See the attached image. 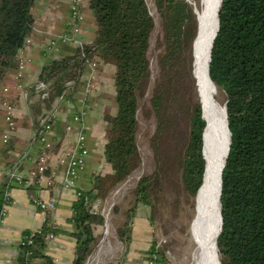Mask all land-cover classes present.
<instances>
[{
    "label": "trees",
    "instance_id": "obj_1",
    "mask_svg": "<svg viewBox=\"0 0 264 264\" xmlns=\"http://www.w3.org/2000/svg\"><path fill=\"white\" fill-rule=\"evenodd\" d=\"M34 4L35 0H0V85L11 70L22 69L19 54L31 43L27 39L32 31ZM155 4L161 18V35L154 50L152 37L156 22L147 0H88L96 25L92 46H86L84 53L75 47L73 53L49 61L41 74L48 89L40 93L44 94L42 97L31 99L38 128L45 107L57 109L67 104L79 109L80 92L86 86L89 72L88 59L101 58L116 66L117 111L111 112L108 107L104 112L107 136L102 158L114 175L95 176L94 192L85 191L74 203L75 264L87 261L102 237L95 236L94 228L105 223L101 213L89 211L85 196L100 200L141 163L138 114L140 100L152 82L153 50H157L159 69L149 100L156 118V130L150 140L155 169L138 182L135 204L128 209L127 220L118 231L121 240L125 243L130 240V223L138 203L152 206L153 210V199L171 167L179 176L176 186L193 199V206L203 183L206 120L192 72L194 40L200 28L198 16L189 0H155ZM219 20L220 29L208 68L215 84L211 83L225 95L232 133L222 174L223 226L217 240L219 255L222 264H264V0H223ZM52 39L55 44L64 42L57 37ZM79 111L75 109V113ZM184 118L186 138L179 140L177 130L182 132ZM11 144L12 140L7 143ZM227 150L228 147L224 150L223 163ZM14 164L8 171L15 168ZM8 178L6 174V180L0 184V222L6 194L15 183ZM50 232L53 228L46 224L36 235L34 244L25 249L32 250L35 257L41 256ZM166 253L163 248L161 264L168 262Z\"/></svg>",
    "mask_w": 264,
    "mask_h": 264
},
{
    "label": "crops",
    "instance_id": "obj_2",
    "mask_svg": "<svg viewBox=\"0 0 264 264\" xmlns=\"http://www.w3.org/2000/svg\"><path fill=\"white\" fill-rule=\"evenodd\" d=\"M71 0H35L32 10L33 26L30 34L31 43L19 54L23 68L11 70L0 85V100L7 99L15 108L16 129L12 135V144L3 142L2 136L7 127L5 110L0 103V184L6 180L10 166L28 173L35 166V158L41 153V144L34 138L36 130L35 116L31 109V99H36L33 87L38 84L44 66L51 60L63 57L75 51L74 44L59 42L49 46V40L68 30L71 15ZM84 19L81 22L82 38L86 43H93L96 38V25L93 13L85 0ZM103 66L93 94L88 99L87 114L84 121L88 126L87 145L90 154L85 169L80 173L78 188L94 192L95 176L114 175L110 165L102 163L105 149L106 123L105 109L113 111L115 98L114 63L98 59ZM22 76H19V73ZM8 88L7 91L4 89ZM85 89V88H84ZM80 102L83 92H80ZM63 106V107H62ZM73 109V110H72ZM76 105L67 104L56 109V120L49 138L55 147L50 153L49 165L52 184L45 178L41 184L23 187L16 182L10 188V203L7 212L0 222V264H19L22 256L19 244L22 238L46 224L53 228L55 238L47 237L46 247L42 255L36 257L35 264H75L77 239L73 236L74 203L78 200L76 189L64 188L65 166L59 158L63 149L75 140V133L67 130V125H77L73 114ZM71 110V111H70ZM77 113V112H76ZM17 161V162H16ZM123 182V181H122ZM54 197L55 208L43 211L34 199ZM104 206V205H103ZM134 206L119 207L112 210L110 221L94 228L95 236H102L95 250L88 259L95 258L94 264H149L148 253L155 241L153 216L149 205L138 203L134 209V217L130 223V240L125 243L119 237V230L127 220V211ZM53 223L55 226H53ZM87 259V260H88Z\"/></svg>",
    "mask_w": 264,
    "mask_h": 264
},
{
    "label": "built area",
    "instance_id": "obj_3",
    "mask_svg": "<svg viewBox=\"0 0 264 264\" xmlns=\"http://www.w3.org/2000/svg\"><path fill=\"white\" fill-rule=\"evenodd\" d=\"M82 0H73L71 2V18L69 20V29L67 32L58 35L57 38L63 40L64 42L73 43L76 45V48L80 50L82 53L85 52L86 46H92V43H86L82 38V28L81 22L84 19V15L82 12ZM27 42L30 43L31 40L27 39ZM56 43L55 39L49 41V46H54ZM87 65L89 67V72L86 75V86L83 90V98L81 101V109L78 113L73 115L74 121L77 122V125L68 124L67 130L69 132L75 133V140L72 144L68 145L63 149V153L61 154L59 161L61 164L65 166V175L63 180L64 188H73L76 189L77 199H81L83 193L85 191L78 188V179L80 177V173L85 169L86 162L90 154V148L87 145V132L88 126L84 121L85 115L87 114L88 99L93 94V90L96 86V82L101 74L103 69L102 63L98 59H88ZM23 68V65H21ZM22 76L20 72L18 74ZM48 89L47 84L40 80L35 87V96L37 98L42 97L40 94L42 91H46ZM5 91L8 88L4 89ZM47 94V92L45 93ZM2 107L5 110V121H6V129L3 133L2 140L5 144H7L12 135L15 133L16 129V120H15V108L8 100L0 101ZM71 111V110H70ZM40 119V127L36 130L34 138L36 140H40L41 144V153L35 158V166L26 174L22 170H19L18 167L7 171L8 179L10 181L16 182L20 186L30 187L33 184H41V182L48 178V184H52L51 176H47L50 169L49 160L50 153L55 147L54 142L49 138V133L52 129V124L56 120V108H44L43 113L39 116ZM2 152L0 151V164L2 161ZM86 204L88 205L89 211L91 213H101L103 216L105 215V209L101 207L100 200H90L85 196ZM36 205L43 211H48L55 208L56 200L54 197L45 199L43 197H37L34 199ZM10 203V195L9 192L6 194V202L2 209V219L7 212V206ZM106 217V216H105ZM1 219V221H2ZM53 226L55 224L53 223ZM42 229L37 230L36 232H31L25 235L19 244V253L22 255V260L19 264H35L36 257L33 255V251L30 249H25L26 247H31L34 244V240L37 234H40ZM50 240L55 238L53 232H50L48 235ZM165 240L154 241L152 244V248L148 253V262L149 264H161L160 256L162 251V245ZM95 256L93 258H89L84 264H94Z\"/></svg>",
    "mask_w": 264,
    "mask_h": 264
},
{
    "label": "rangeland",
    "instance_id": "obj_4",
    "mask_svg": "<svg viewBox=\"0 0 264 264\" xmlns=\"http://www.w3.org/2000/svg\"><path fill=\"white\" fill-rule=\"evenodd\" d=\"M70 1V5L71 2ZM82 8H85V0H82ZM151 13L155 18L156 30L152 37V48L155 50L156 40L161 35V18L157 12L155 0H147ZM194 5V0H191ZM195 7V6H194ZM198 34L194 41V48H197ZM193 48V61L192 66L196 60V49ZM152 51V69L153 77L148 92L140 100L139 109V131H138V144L142 156L141 163L133 173L125 179L123 182L118 183L114 187L110 188L100 199L101 207L105 209V220L110 219L112 210L115 212L119 207L125 205L131 206L135 204L134 191L138 185L139 180L144 175H150L155 169V161L153 152L150 147V140L156 130V118L151 111L149 100L152 95V90L155 85V80L159 75V69L157 65L156 51ZM193 72V67H192ZM101 76V74L99 75ZM212 87L213 84L211 83ZM214 97L219 104L225 109V95L217 88H213ZM113 111H117V105L114 98L112 103ZM182 132L178 128L179 140L186 138V122L185 118L181 122ZM107 134V130L106 133ZM171 157V155H170ZM171 170L164 177V184L161 189L158 190L157 196L153 199V207L150 206L153 223L155 229V241L165 240L162 245V249L167 250L166 264H188L191 259V250L196 243L197 238L195 235L199 232L198 220H199V208L194 199L195 206L192 205L193 199L189 198L188 194L183 192V188L176 186L179 183V176L175 170ZM200 195V194H199ZM199 197V196H198ZM104 205V206H103ZM110 221V220H109ZM195 224V225H194ZM195 238V239H194ZM189 255V256H188ZM189 258V259H188Z\"/></svg>",
    "mask_w": 264,
    "mask_h": 264
},
{
    "label": "bare ground",
    "instance_id": "obj_5",
    "mask_svg": "<svg viewBox=\"0 0 264 264\" xmlns=\"http://www.w3.org/2000/svg\"><path fill=\"white\" fill-rule=\"evenodd\" d=\"M220 3L221 0H194L200 33L196 60L192 67L197 95L208 115L207 118L204 110L208 126L205 132L207 167L197 203L200 213L196 226H199V232L195 235L197 240L191 250L188 264H218L216 242L221 227V171L225 163H223L224 150L229 145V131L225 110L215 99L214 87L206 72H208L212 41L218 29L217 16Z\"/></svg>",
    "mask_w": 264,
    "mask_h": 264
},
{
    "label": "water",
    "instance_id": "obj_6",
    "mask_svg": "<svg viewBox=\"0 0 264 264\" xmlns=\"http://www.w3.org/2000/svg\"><path fill=\"white\" fill-rule=\"evenodd\" d=\"M189 2L192 3L191 0H189ZM222 3H223V0H221V3H220V9L218 10V16H217V18H218V29H217V33H216V35H215L214 41H215L216 36H217V34H218V32H219V29H220L219 13H220L221 8H222ZM194 41H195V40H194ZM214 41H213V44H212V46H211V50H210V56H209V67H210V62H211V58H212L211 54H212V48H213V45H214ZM208 74H209V78H210L211 82H212L213 84H215V83L213 82V80L211 79V77H210V68H208ZM224 107H225V114H226V124H227V128H228V131H229V145H228V151H227V154H226V159H225V163H224V166H223V170H224V168H225V166H226V161H227V158H228V155H229V152H230L231 142H232V139H231V137H232V133H231V131H230V128H229V122H228V111H227V105L225 104ZM202 112H203V118L206 120V127H205L204 132H203V156H204L205 161H206V165H205V173H206L207 160H206V156H205V148H206L205 132H206V129H207V126H208V121H207V119H206V117H205L203 106H202ZM223 170H222V174H223ZM205 173H204L203 183H204V181H205ZM222 174H221V196H222ZM203 183H202L201 187L203 186ZM201 187L199 188V190H198V192H197V194H196V196H195V199H196V202H197V203H198V196H199V192H200V190H201ZM222 226H223V217H222V203H221V227H220V230H219V232H218V234H217V240H218V237H219V235H220V233H221V231H222ZM216 244H217V251H218V254H217L218 264H222V262H221V258H220V255H219L218 241L216 242Z\"/></svg>",
    "mask_w": 264,
    "mask_h": 264
}]
</instances>
